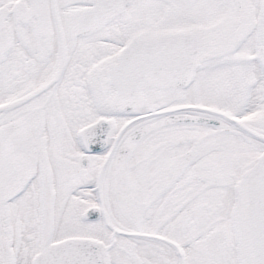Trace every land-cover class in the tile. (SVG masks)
<instances>
[{
    "label": "snow or ice",
    "instance_id": "6c2138e0",
    "mask_svg": "<svg viewBox=\"0 0 264 264\" xmlns=\"http://www.w3.org/2000/svg\"><path fill=\"white\" fill-rule=\"evenodd\" d=\"M0 264H264V0H0Z\"/></svg>",
    "mask_w": 264,
    "mask_h": 264
}]
</instances>
